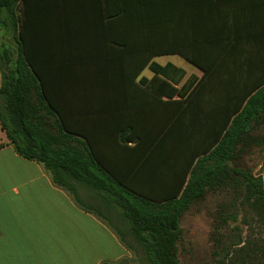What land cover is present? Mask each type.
Returning <instances> with one entry per match:
<instances>
[{
    "label": "trees",
    "instance_id": "trees-1",
    "mask_svg": "<svg viewBox=\"0 0 264 264\" xmlns=\"http://www.w3.org/2000/svg\"><path fill=\"white\" fill-rule=\"evenodd\" d=\"M145 1L148 52L130 72L115 64L121 55L113 51L90 64L82 63L84 55L49 52L42 39L23 36L26 0H0V130L15 154L113 225L138 264H180L181 218L207 192L225 193L213 214L212 264H264L263 180L240 165L252 147H264V45L246 56L260 68L246 71L250 84L242 91L231 87L223 115L199 111V82L175 87L166 68L150 62L152 79H140L134 93L167 98L151 131L129 125L96 132L84 116L92 96L128 93L109 82L133 81L152 56L176 53L199 64L184 51L191 38L178 21L181 2ZM113 44L126 50L124 42ZM111 142L122 146L119 156L107 148Z\"/></svg>",
    "mask_w": 264,
    "mask_h": 264
},
{
    "label": "crops",
    "instance_id": "crops-1",
    "mask_svg": "<svg viewBox=\"0 0 264 264\" xmlns=\"http://www.w3.org/2000/svg\"><path fill=\"white\" fill-rule=\"evenodd\" d=\"M178 1L182 4L178 21L191 38L183 42L184 51L199 64L176 53L162 54L152 56L133 81L111 80L109 84H123L129 92L91 97L92 106L84 109V116L92 120L89 125L96 132L116 133L129 125L136 133L151 131L167 98L134 93L140 79L145 83L152 79L150 62L166 68L175 87L199 82L203 86L196 95L199 111L213 115L226 113L231 87L242 91L250 84L246 71L260 65L246 56L262 52L264 0ZM25 6L23 36L42 39L49 52L84 55L82 63L90 64L113 51L121 55L115 64L130 72L138 67V55L148 52L151 16L145 0H26ZM113 41L126 43V50L117 49ZM0 141H6L0 146V264L116 263L126 255L106 224L55 186L40 165L15 154L1 130ZM107 148L115 156L122 150L116 142ZM5 152L11 154L10 160ZM25 164L31 173H26ZM33 183L35 189L26 190ZM127 256L129 264H138L133 253Z\"/></svg>",
    "mask_w": 264,
    "mask_h": 264
},
{
    "label": "rangeland",
    "instance_id": "rangeland-1",
    "mask_svg": "<svg viewBox=\"0 0 264 264\" xmlns=\"http://www.w3.org/2000/svg\"><path fill=\"white\" fill-rule=\"evenodd\" d=\"M259 132L264 133V125L259 128ZM5 143L6 141H0V146ZM4 154L9 160L12 158L9 152H5ZM263 156L264 147H252L250 151L242 157L240 165L250 170L254 176L262 177L264 186ZM25 168L27 174L31 173L28 171L26 164ZM41 171L43 170L41 169ZM36 185L37 183H33L32 185L29 184V186L26 187V190L35 189ZM224 194V192H207L202 201L192 205L182 216L180 221L182 235L179 242L178 254L180 264H212L211 234L213 231V214L217 203L225 197ZM89 196V192H81V198L87 203H92L93 201L90 200ZM101 221L104 222L107 228L116 235L125 251L126 255H124L116 264L128 263L129 258L127 254L133 252L122 242L120 235H118L112 227L113 225L104 219ZM243 228L244 232H246V225L243 226ZM103 263L109 264V261H104Z\"/></svg>",
    "mask_w": 264,
    "mask_h": 264
}]
</instances>
